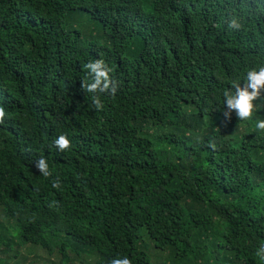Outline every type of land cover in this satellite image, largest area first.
<instances>
[{
	"label": "trees",
	"instance_id": "1",
	"mask_svg": "<svg viewBox=\"0 0 264 264\" xmlns=\"http://www.w3.org/2000/svg\"><path fill=\"white\" fill-rule=\"evenodd\" d=\"M262 66L264 0H0V264H264Z\"/></svg>",
	"mask_w": 264,
	"mask_h": 264
},
{
	"label": "clouds",
	"instance_id": "2",
	"mask_svg": "<svg viewBox=\"0 0 264 264\" xmlns=\"http://www.w3.org/2000/svg\"><path fill=\"white\" fill-rule=\"evenodd\" d=\"M86 67L93 73H95L96 79L90 85L88 89H95L98 84H100V77L104 76V72L100 70L101 64L99 61L89 63ZM246 83L233 84V90L226 92L224 94V106L229 111H234L235 116L239 120H247L252 115L254 111V101L260 96L261 91L264 90V66L259 69H250L245 74ZM106 86V84H105ZM99 106V105H97ZM0 115H3L0 112ZM227 115V112L225 113ZM255 128L257 130H264V119L257 120L255 122ZM54 143L60 148L65 149L68 147L69 141L61 135L58 137ZM36 168L44 175L47 176L49 173L47 171V164L43 158L38 159L36 162ZM259 252L264 254V245L260 246ZM109 264H130L127 257L123 258H113L110 260Z\"/></svg>",
	"mask_w": 264,
	"mask_h": 264
},
{
	"label": "rangeland",
	"instance_id": "3",
	"mask_svg": "<svg viewBox=\"0 0 264 264\" xmlns=\"http://www.w3.org/2000/svg\"><path fill=\"white\" fill-rule=\"evenodd\" d=\"M234 112V111H232ZM29 248H32L30 250V252L28 251ZM20 253H18V256L16 258V260L20 259V262H16L17 264H50L49 260L53 261L54 264H58L56 263L57 258L55 257V255L52 256H48L46 254V251H44L42 248L38 247V246H26V247H22L19 248ZM24 258H23V256ZM15 260H11L10 264H16ZM70 263H73V261H71Z\"/></svg>",
	"mask_w": 264,
	"mask_h": 264
}]
</instances>
